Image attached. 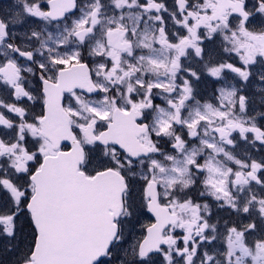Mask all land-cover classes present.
<instances>
[{"label":"snow or ice","instance_id":"6c2138e0","mask_svg":"<svg viewBox=\"0 0 264 264\" xmlns=\"http://www.w3.org/2000/svg\"><path fill=\"white\" fill-rule=\"evenodd\" d=\"M0 91V264H264V0H8Z\"/></svg>","mask_w":264,"mask_h":264},{"label":"flooded vegetation","instance_id":"af4514ba","mask_svg":"<svg viewBox=\"0 0 264 264\" xmlns=\"http://www.w3.org/2000/svg\"><path fill=\"white\" fill-rule=\"evenodd\" d=\"M7 2H8V0H0V7H5L6 4H7ZM167 3L168 4H171L172 3V0H168ZM205 83L207 84V81H205ZM210 84H211V82H210ZM198 88H199V90L201 92L204 89V87H203V85L201 83L198 85ZM0 95H4V93L2 91H0ZM156 102L162 103V101L160 99H157ZM29 103H31V102H29ZM33 110L35 112H39L40 111V105L39 104L34 105L33 106ZM239 151L243 153V152L246 151V149L244 147H241V149H239ZM247 151H250V154L253 156V158H256V159H259L261 155H264V153L257 152L255 149L247 150ZM209 202L211 203V198H209ZM213 213H214V215H213V222H215L217 218H220L221 219V223H223V220L229 219L228 214L224 210L216 209L215 207H213ZM221 243H222L221 241H217L216 242V246L219 247L221 245ZM3 252H4L3 249H1L0 250V257L4 261H6V260H8V257H5L3 255Z\"/></svg>","mask_w":264,"mask_h":264},{"label":"rangeland","instance_id":"374dc122","mask_svg":"<svg viewBox=\"0 0 264 264\" xmlns=\"http://www.w3.org/2000/svg\"><path fill=\"white\" fill-rule=\"evenodd\" d=\"M167 2H168V0H167ZM218 46H219V40H218V39L216 40L215 44H210V45H209V47H214V48H215V47H218ZM211 79H213V78H209V79L207 80V84L205 83V81L201 82V84H202L203 87H204V89L202 90V93L205 95L206 98H207L208 95L211 94V91H212V85L210 84ZM218 86H219V85H217V87H218ZM156 103H159V102H156ZM1 249H3V241H2V240H0V250H1ZM3 255H4L5 257H8V259H9V256H8L7 253L3 252ZM0 259L3 260L1 257H0ZM6 261H7V260H6Z\"/></svg>","mask_w":264,"mask_h":264}]
</instances>
